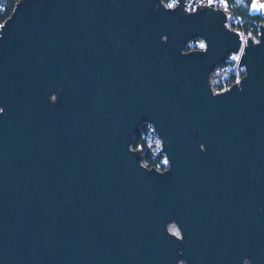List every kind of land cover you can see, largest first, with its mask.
Listing matches in <instances>:
<instances>
[{
  "label": "water",
  "instance_id": "95a60500",
  "mask_svg": "<svg viewBox=\"0 0 264 264\" xmlns=\"http://www.w3.org/2000/svg\"><path fill=\"white\" fill-rule=\"evenodd\" d=\"M184 2H16L0 26V264H264V24L243 42L225 11ZM230 56L243 75L215 93ZM143 123L162 171L131 147Z\"/></svg>",
  "mask_w": 264,
  "mask_h": 264
},
{
  "label": "trees",
  "instance_id": "16d2710c",
  "mask_svg": "<svg viewBox=\"0 0 264 264\" xmlns=\"http://www.w3.org/2000/svg\"><path fill=\"white\" fill-rule=\"evenodd\" d=\"M18 0H0V26L2 23L10 16L16 2ZM225 4L233 8V15L239 18V22L234 24L239 31L243 33L246 37L252 35H257L258 27L260 24H264V19L262 18L260 12H253L251 10V0H244V5L237 3L235 0H223ZM198 40V39H193ZM196 46H187L186 50H194ZM226 60L222 62L221 65L225 64ZM243 73V72H242ZM234 83V75L229 74L221 83L217 84V87L221 89L222 87H229ZM151 130L150 125L143 123L140 125L138 130L134 133L131 147L132 149H138L142 153V164L147 168H155L160 171L166 168V165L161 163L164 158L162 152L152 151L147 144V136Z\"/></svg>",
  "mask_w": 264,
  "mask_h": 264
},
{
  "label": "rangeland",
  "instance_id": "374dc122",
  "mask_svg": "<svg viewBox=\"0 0 264 264\" xmlns=\"http://www.w3.org/2000/svg\"><path fill=\"white\" fill-rule=\"evenodd\" d=\"M173 1L176 0H162L164 6L171 4ZM237 3L244 5V0H235ZM263 1V0H251V10L253 12H260V8L258 6V2ZM167 7V6H166ZM198 40H190L187 43V46H200L203 45V41L199 38ZM246 39V36L244 38V41ZM258 40V39H257ZM231 56L226 58V63L223 65H217L214 69L213 72L211 73L210 76V83L215 89V85L221 83L229 74H232V71L235 70H242L243 67L238 65V63H233L231 62ZM231 69V71H230ZM140 127V126H139ZM148 136H147V144L151 148L152 151H159L160 150V141L159 138L157 137L156 133L150 130ZM161 163L166 165V160L163 158L161 160ZM169 230L171 233H176L178 232V229L174 226V224L169 225ZM178 264H184L183 262H179ZM243 264H247V261H244Z\"/></svg>",
  "mask_w": 264,
  "mask_h": 264
},
{
  "label": "built area",
  "instance_id": "2783aa9c",
  "mask_svg": "<svg viewBox=\"0 0 264 264\" xmlns=\"http://www.w3.org/2000/svg\"><path fill=\"white\" fill-rule=\"evenodd\" d=\"M175 3H176V1H173L171 4H168L166 6L167 7L174 6ZM210 3H213L219 9H221V10H223V11H225L227 13L229 19H228V22L226 23V26L228 28H231V29L236 30L239 33L242 41L244 42L245 35H243V33L241 31H239L236 27H233L234 24H236V23L239 22V18L238 17H235L233 15V12H232L233 11V8L231 6H228L227 4H225V2H223V0H185V2H184V9L186 11V10H189V9L196 8V6H198V5H207V4H210ZM250 37L254 41H257V39H258V32H257V35H252ZM203 46H204V44L203 45H200V46H196V49H202ZM232 60H233V58H231V62L237 63V61H235V60L232 61ZM230 71H231V69H230ZM243 71H244L243 69L240 70V71H238V70L232 71V74L234 75V83H237L238 82V80L240 79V77L243 75V73H242ZM211 88H212V91L216 93V92L224 91L228 87L225 86V87H222L221 89H219L217 87V85H215V89H214L213 86L211 85ZM174 234H176L178 236L179 235V232H176Z\"/></svg>",
  "mask_w": 264,
  "mask_h": 264
}]
</instances>
